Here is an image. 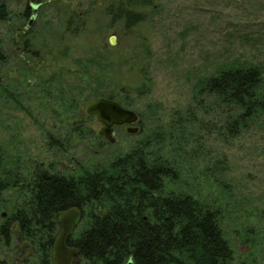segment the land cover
I'll use <instances>...</instances> for the list:
<instances>
[{
    "label": "rangeland",
    "instance_id": "374dc122",
    "mask_svg": "<svg viewBox=\"0 0 264 264\" xmlns=\"http://www.w3.org/2000/svg\"><path fill=\"white\" fill-rule=\"evenodd\" d=\"M114 1L0 0V155L18 175L0 194V226L38 169L78 176L155 135L179 171L166 191L219 211L232 264H264V112L234 125L233 107L200 90L223 66L247 64L262 69L264 92V0H142L144 20L129 28L107 12ZM105 90L131 93L140 115L137 133L115 126L114 143L85 113ZM85 226L78 210L61 214L54 264L84 263L69 241ZM36 253L16 225L9 245L0 234V259L37 264Z\"/></svg>",
    "mask_w": 264,
    "mask_h": 264
},
{
    "label": "trees",
    "instance_id": "16d2710c",
    "mask_svg": "<svg viewBox=\"0 0 264 264\" xmlns=\"http://www.w3.org/2000/svg\"><path fill=\"white\" fill-rule=\"evenodd\" d=\"M140 5L142 0H117L107 12L129 28L144 20L137 11ZM5 14L2 2L0 17ZM75 16H70L66 31ZM71 32L76 33V28ZM262 82V69L256 65H225L202 79L200 90L232 106L236 125L264 112ZM144 87L143 83L136 87L138 96ZM98 96L126 108L133 105L127 91L105 90ZM154 136L142 139L106 166L83 169L78 176L38 169L28 183L29 197L0 226L5 244H10L12 225H16L37 248V264H54L59 217L78 210L86 226L69 243L81 254L83 264H125L129 259L134 264H232L234 253L224 237L219 211L190 193L166 191V182L177 181L179 171L163 154V141ZM0 171L2 194L16 186L18 175L6 172L1 155ZM0 264L13 263L0 259Z\"/></svg>",
    "mask_w": 264,
    "mask_h": 264
},
{
    "label": "water",
    "instance_id": "95a60500",
    "mask_svg": "<svg viewBox=\"0 0 264 264\" xmlns=\"http://www.w3.org/2000/svg\"><path fill=\"white\" fill-rule=\"evenodd\" d=\"M114 38H111V44H115ZM85 113L88 116L97 117L102 123V127L98 132L99 135L104 136L112 143L116 141L113 135L115 126L127 124L129 125L127 128L129 133H137L139 130L137 126L133 125L140 119L138 112L126 108L118 101L108 97L98 96L90 100L85 107ZM125 264H134V261L129 259Z\"/></svg>",
    "mask_w": 264,
    "mask_h": 264
},
{
    "label": "flooded vegetation",
    "instance_id": "af4514ba",
    "mask_svg": "<svg viewBox=\"0 0 264 264\" xmlns=\"http://www.w3.org/2000/svg\"><path fill=\"white\" fill-rule=\"evenodd\" d=\"M126 126H129V125H127V124H125ZM115 129V128H114Z\"/></svg>",
    "mask_w": 264,
    "mask_h": 264
}]
</instances>
